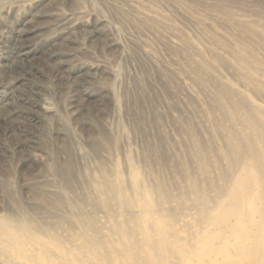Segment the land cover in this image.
Listing matches in <instances>:
<instances>
[{
	"label": "rangeland",
	"instance_id": "obj_1",
	"mask_svg": "<svg viewBox=\"0 0 264 264\" xmlns=\"http://www.w3.org/2000/svg\"><path fill=\"white\" fill-rule=\"evenodd\" d=\"M241 101L264 120V0H0V217L24 212L71 249L95 235L119 258L114 225L133 213L140 252L123 263L173 264L195 230L179 200L199 140L220 146L216 117L235 130L221 108Z\"/></svg>",
	"mask_w": 264,
	"mask_h": 264
},
{
	"label": "bare ground",
	"instance_id": "obj_2",
	"mask_svg": "<svg viewBox=\"0 0 264 264\" xmlns=\"http://www.w3.org/2000/svg\"><path fill=\"white\" fill-rule=\"evenodd\" d=\"M222 107L223 117L239 127L228 130L232 127L220 124L216 117L215 128L218 134H223V143L204 146L199 140L197 181L192 184V192L182 190L179 200L182 209H194L195 230L168 247L176 258L173 264H264V120L258 108L247 109L243 101L231 113ZM57 165L55 170L60 180L69 183L70 168ZM202 174L208 176L205 182L199 179ZM156 192L168 202L173 198L163 186ZM102 201L106 207L111 205L109 197ZM122 201L132 210L130 200L123 197ZM138 208L140 215L145 214L142 205ZM23 213L0 217V251L11 264H85L82 257L92 255L96 258L93 264H124L125 260L131 261L139 255V240L134 229L127 226L135 217L133 213L121 221L117 219L114 225L119 236L115 248L119 258L108 251H99L101 240L86 233L80 234L81 241L73 245L74 249L62 246L56 238L50 244L31 230ZM146 220L141 215L140 227L147 237L145 241L152 247L155 240L147 234ZM170 228L177 234L173 224ZM51 245L55 246L53 253Z\"/></svg>",
	"mask_w": 264,
	"mask_h": 264
}]
</instances>
